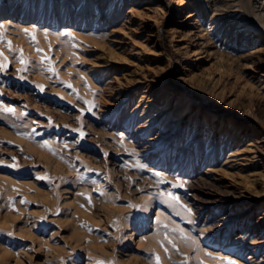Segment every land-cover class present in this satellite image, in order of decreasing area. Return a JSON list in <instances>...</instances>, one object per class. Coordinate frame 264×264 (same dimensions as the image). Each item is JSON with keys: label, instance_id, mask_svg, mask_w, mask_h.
Listing matches in <instances>:
<instances>
[{"label": "rangeland", "instance_id": "obj_1", "mask_svg": "<svg viewBox=\"0 0 264 264\" xmlns=\"http://www.w3.org/2000/svg\"><path fill=\"white\" fill-rule=\"evenodd\" d=\"M0 65V264H264V0H0Z\"/></svg>", "mask_w": 264, "mask_h": 264}, {"label": "snow or ice", "instance_id": "obj_2", "mask_svg": "<svg viewBox=\"0 0 264 264\" xmlns=\"http://www.w3.org/2000/svg\"><path fill=\"white\" fill-rule=\"evenodd\" d=\"M26 31H27V30H26ZM0 67H4V65H0ZM3 110L6 111V112H13V111H14V109H12V108H8V107L4 108ZM81 135L83 136L84 134L81 133ZM154 175L159 176L160 174H159V173H154ZM39 179H44V177H39ZM168 196L171 197V198L174 199V200L178 199V197H176V196H175L173 193H171V192L168 193ZM89 199H90V198H89ZM134 207H135V206H134ZM189 211H191V210L189 209ZM9 235H10V234H9ZM157 260L159 261V257H157ZM229 264H233V262H232V261H229Z\"/></svg>", "mask_w": 264, "mask_h": 264}]
</instances>
